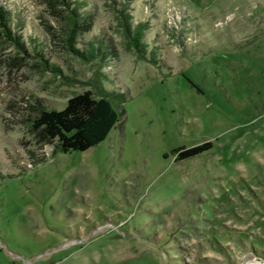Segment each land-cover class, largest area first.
I'll list each match as a JSON object with an SVG mask.
<instances>
[{"label":"rangeland","instance_id":"1","mask_svg":"<svg viewBox=\"0 0 264 264\" xmlns=\"http://www.w3.org/2000/svg\"><path fill=\"white\" fill-rule=\"evenodd\" d=\"M85 1L89 59L56 1L0 0L22 43L0 36V264H264V0ZM101 87L125 95L101 143L35 128Z\"/></svg>","mask_w":264,"mask_h":264},{"label":"trees","instance_id":"2","mask_svg":"<svg viewBox=\"0 0 264 264\" xmlns=\"http://www.w3.org/2000/svg\"><path fill=\"white\" fill-rule=\"evenodd\" d=\"M51 1L59 3L63 12L66 13V31L70 49L85 59L96 58L98 53L102 54L105 48L103 45L91 44L86 51L74 45L77 41L76 35L83 28L86 15L84 8L87 2L85 0H49L48 4L52 10L54 4ZM9 13L5 6L0 5V36L6 37L7 40L13 41L22 48L20 37L13 33ZM123 19L125 32L130 41L137 51L144 53L147 46L143 41L144 24L132 25L129 14L126 16L124 14ZM43 61L47 63L46 59ZM52 70L57 71V68L53 66ZM123 102H125L124 94L103 90L101 95L95 96L90 90H86L73 95L63 109L42 107L34 120L35 128L46 137L47 141L56 142L57 148L62 153L85 151L105 140L110 130L120 121L123 116L121 108ZM211 147V142H207L191 148H179L182 150L179 157L180 159L192 158Z\"/></svg>","mask_w":264,"mask_h":264},{"label":"bare ground","instance_id":"3","mask_svg":"<svg viewBox=\"0 0 264 264\" xmlns=\"http://www.w3.org/2000/svg\"><path fill=\"white\" fill-rule=\"evenodd\" d=\"M254 263H256L255 260H253V261H251L250 263H247V264H254Z\"/></svg>","mask_w":264,"mask_h":264}]
</instances>
